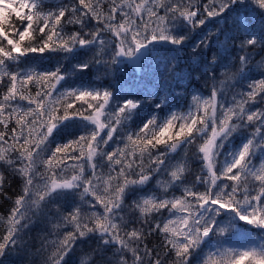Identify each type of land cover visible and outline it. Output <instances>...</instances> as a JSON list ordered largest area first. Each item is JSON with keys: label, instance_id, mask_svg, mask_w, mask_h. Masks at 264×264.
I'll return each instance as SVG.
<instances>
[{"label": "snow or ice", "instance_id": "snow-or-ice-1", "mask_svg": "<svg viewBox=\"0 0 264 264\" xmlns=\"http://www.w3.org/2000/svg\"><path fill=\"white\" fill-rule=\"evenodd\" d=\"M249 3L260 10L264 20V0H212V6L205 5L203 11L206 18H224L236 6ZM12 5L13 0H0V83L4 78L10 81L6 91L0 93V145H8L0 147V161L17 167L24 179V190L15 199L7 219L9 227L0 239V258L6 255V250L21 246L20 233L28 227L31 212L57 230L58 238L43 264H70V254L77 242L92 237L98 238V247L88 264H129V253L131 264H145L146 257L153 255L145 244L150 233L124 230L125 217L121 215L129 193H135L139 198L131 207L144 223L168 210L166 222L156 223L152 231L163 234L166 249L174 255L173 264H264V243L225 248L217 242L215 251L205 252L214 236H223L228 231L218 227L217 217L222 215L229 214L234 220L264 230V159L253 163L258 152L264 156V110L249 108L257 97L264 100V79L253 80L248 85L250 90L234 94L231 105L220 104L223 93L213 88L207 98L194 95L186 112L177 114L169 109L167 115L158 117L151 114V108L148 114L141 115L138 110L143 105L135 99L125 98L113 108L112 91L74 88L60 67L39 73L7 70V62L18 64L29 53L42 54L46 50L77 59L78 48L91 50L90 46L106 44L101 38L103 32L115 38L116 57L136 58L159 42L180 48L188 36L174 31L176 23L179 21L189 29L205 26L206 18H198L199 8L191 0H78V6L59 4L48 10L44 0H19L18 5ZM13 13L19 23L13 21ZM89 19L102 27L90 33L73 32L64 38L65 24H78L83 29ZM213 35L219 40L218 34L209 33L193 45V53L200 47L207 48ZM225 37L245 53L238 57L234 67L235 74L246 78L244 74L252 71L250 49L264 47V31H255L245 15L244 20L238 17L235 31ZM217 63L214 54L210 64ZM88 67L87 62L78 61L72 71L83 73ZM61 82L68 84L70 90L54 98L58 86H64ZM17 100L27 101L30 107L14 104ZM78 102L80 107L76 108ZM166 107L162 101L154 103L160 112ZM77 116L94 128L76 139L57 141V136L75 125L73 118ZM134 116L141 118L138 131L125 135L124 147L105 152L118 129ZM250 125L254 129L247 132ZM105 129L106 135L101 136ZM237 135L242 138L234 142ZM197 137L202 141L196 153L204 174L196 176V183L204 185L205 190H196L193 185L185 187L181 196L171 198L144 192L154 173L168 172L170 180L163 185L165 192L169 186L183 182L187 164L173 166L174 157L170 154L194 144ZM52 144L54 150L49 149ZM161 146L165 150L157 154ZM46 151L50 155L44 159L41 153ZM74 152L78 155H73ZM145 157L150 162L149 170L143 166ZM99 160L107 162L110 172L116 171L117 166L119 171L115 176L105 177L97 170L102 167ZM134 168L139 171L133 173L136 177L133 179L129 173ZM69 169L71 175H66ZM221 180L230 183H218ZM84 205L90 214L84 213ZM175 213L180 215L172 219ZM50 215L56 217L55 221L49 220ZM229 224L235 227L232 221ZM62 228L71 230L61 233ZM107 252L112 253L110 259L99 255ZM148 264L161 261L156 258L148 260Z\"/></svg>", "mask_w": 264, "mask_h": 264}, {"label": "trees", "instance_id": "trees-1", "mask_svg": "<svg viewBox=\"0 0 264 264\" xmlns=\"http://www.w3.org/2000/svg\"><path fill=\"white\" fill-rule=\"evenodd\" d=\"M18 3L19 0H13L11 7H15ZM191 3L199 8L198 18L207 17L203 9L205 5L211 7L212 0H191ZM59 4L78 6V0H44L45 10L55 8ZM24 11L26 12L27 9ZM245 15L249 25L255 31H264V20L261 19L260 10L254 4L249 3L244 6H236V10L230 11L224 18H206V25L199 28L189 29L177 21L174 31L187 34L188 36V39L180 48H175L166 42H159L149 46L151 51L144 52L143 55L137 54L136 58L116 57L115 38L110 33L103 32L101 38L106 41V44L103 46L99 44L90 46L91 50L78 48L77 51L80 55L77 59H72L62 52L46 50L42 54L29 53L26 57L20 58L18 64L7 62V70L17 73H39L42 71H54L57 67H60L68 77V84H71L74 88L78 89L83 86L84 88H94L101 91H112L115 97L111 105L113 108L118 104H122L125 98L138 100L143 105L138 110L141 115L148 114L149 108L152 109L151 114L158 117L167 115L169 109L177 114L186 112L193 103L192 97L194 95L207 98L213 88L223 93L219 98L220 104L231 105L234 94L250 90L248 85L253 80L264 79V47L260 46H257L254 50L250 49L253 60L250 62L249 67L252 68V71L244 74L246 78L242 79L240 74H235L234 65L238 63V57L245 53H241L231 41H227L225 34H232L235 31L238 17L240 20H244ZM12 19L14 22L19 23L14 13ZM86 23L88 26L83 29L78 24H65L63 29L64 38L67 39L68 35L73 32L90 33L95 31L97 27H102V25H97L96 21L91 19ZM209 33L218 34L219 40L213 35L208 41L209 46L207 48L200 47L197 53H193V45L199 43ZM214 54L218 63L211 65L210 60ZM78 61L88 63L89 67L85 72L72 71V66ZM234 74L235 78L232 79L231 77ZM213 76L215 77L214 79ZM9 83L10 81L4 78L3 82L0 83V93L6 91ZM61 83L64 86H58V90L53 93L54 98L58 97L61 92L70 90L68 89V84ZM29 87L32 86L30 85ZM157 100L167 105L163 112L154 108V103ZM13 103L25 109L30 107L27 101L17 100ZM79 107L80 103L78 102L76 108ZM84 107H87V105H84ZM249 108L250 110H264V100L261 97H257L256 103L249 105ZM217 114L219 115V110ZM73 119L75 120V125L65 129L61 136H57V141L63 139L64 142H67L68 140L76 139L80 134H84L94 128V125L89 124L78 116ZM139 126H141V118L134 116L132 121L127 122L118 129L117 133L114 134L113 140L104 148V151H114L117 148L124 147L126 143L125 135L135 133L138 131ZM253 129L254 125H250L247 132H251ZM107 131L105 129L101 136H105ZM241 138V136L237 135L234 142H238ZM201 142V139L197 137L194 144H187L178 153L170 154V156L174 157L171 160L173 166L182 162L187 164L183 182L169 186L167 192H165L163 185H166L170 180L168 172L154 173L148 185L144 186L143 191L154 193L157 196H167L168 198L173 195L181 196L185 187H192L193 185H195L196 190L204 191L205 186L196 183V176L204 174L202 173V161L197 158L196 153L197 145ZM0 147L7 148L8 145H0ZM54 147V144L49 145L50 150H54ZM164 150V146H161L157 149V154ZM72 154L78 155L75 152ZM7 155L10 156L11 153L9 152ZM49 155L50 151L41 153L44 159H47ZM260 159H264V156L258 152L257 156L253 158V163L258 164ZM72 163L75 162L69 161V164ZM137 163H139V160H137ZM99 164L102 167L97 170L105 177L109 174L115 176L116 171H119L117 166L116 171L110 172L105 160H99ZM149 164L148 158L145 157L143 165L145 170H149ZM135 171H139V169L134 168L129 173L133 179L136 178L133 174ZM88 174L90 175V172ZM66 175H71V169ZM0 181H2L0 182V239H2L7 234L9 227L7 219L14 208L15 199L23 194L24 179L19 175L16 166L7 161H0ZM218 183L226 184L230 182L221 180ZM138 198L137 194L129 193L126 199L124 211L121 213L125 217L124 230L137 229L146 234L150 233L145 244L147 248L153 250V255L146 257L145 264H148V260L156 258L160 259L161 264H173L174 255L166 249L163 242V234L158 230L152 231L156 223L166 222L167 218H169L168 210H163L161 214H156L154 219L149 218V223H144L143 218L131 207L133 201ZM75 199L79 203V196H76ZM88 199H91V197H88ZM55 207L54 205L53 211ZM65 207H70V205H65ZM82 207L85 214H90L86 205ZM97 209L101 212L103 211L99 208V205H97ZM179 215L180 213H175L171 218L175 219ZM29 216H31V219L28 221V227L20 233L23 243L17 250H11V248L6 250V255L0 258V264H43L46 256L52 251L53 241L58 238L55 234L57 230L52 228L51 223L45 224L35 216H32L31 212H29ZM55 219V216H49L50 221H55ZM217 220L219 222L218 227L226 228L228 231L223 236H214L205 248V252L215 251L217 242H220L225 248H246L264 243V230L246 225L242 221L234 220L229 214L217 217ZM229 221L235 224L234 228L230 227ZM69 230L71 229L62 228L59 231L63 233ZM97 247V237H92L85 242H77L74 252L70 254V264H88L93 250L97 249ZM99 255H104L107 259L112 257L111 252L100 253ZM128 257L129 264H131L130 253Z\"/></svg>", "mask_w": 264, "mask_h": 264}]
</instances>
